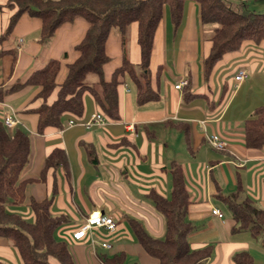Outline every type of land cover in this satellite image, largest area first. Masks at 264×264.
Returning a JSON list of instances; mask_svg holds the SVG:
<instances>
[{"label":"crops","instance_id":"0c3cea01","mask_svg":"<svg viewBox=\"0 0 264 264\" xmlns=\"http://www.w3.org/2000/svg\"><path fill=\"white\" fill-rule=\"evenodd\" d=\"M6 1L0 0V5ZM12 13L7 9L0 13V36ZM87 28L86 21L75 19L59 26L49 40L41 42L40 19L22 15L10 36L0 42V88L9 90L0 100V121L10 111L18 120L12 131H23L30 144L28 161L19 176L20 181H27L25 201L10 206L8 211L33 222L30 202L50 199V214L65 218L54 231V238L67 244L75 264H102V257L114 255L123 256L122 264L126 259L133 264H159L139 245L131 222L141 224L154 238L164 236V219L146 195L153 190L164 198L170 196L171 164L175 163L182 169L189 196L185 220L192 228L190 249L210 246L209 258L213 260L209 264H233L231 256L238 251H247L255 264H264L260 240L248 232H232L235 222L231 215L219 219L211 214L212 209L224 214L218 205L224 204L218 194L233 193L238 180L245 195L264 210V147L248 149L243 141L244 121L254 108L264 104V42H245L237 52L224 55L204 81L202 61L210 49V30L200 22L197 3L186 0L177 23L165 6L154 32L149 62L150 87L157 99L139 105L135 87L125 76L117 90L118 121L101 115L86 92L79 117L66 114L62 128L46 127L38 133L34 109L40 104L36 100L39 88L18 85L52 60L60 61L56 83L61 84L66 66L78 57L75 46ZM129 39L128 57L137 69L140 50L136 23L130 25ZM8 51L15 52V57ZM105 53L109 61L103 75L108 80L122 62L120 38L113 30L106 40ZM240 70L246 72V78L235 88L233 79L227 82L226 78ZM182 79L187 85L174 89ZM56 91L48 104L55 100ZM94 115L101 116L102 121H94ZM70 121L73 124L69 125ZM212 134L221 138L224 149L216 150L209 144ZM83 145L93 148L95 163L88 160ZM56 148L63 150L66 167L48 169L41 181L45 159ZM95 212L111 217L116 223L115 231L94 229L81 240L71 238ZM253 240L259 241V246ZM103 242L111 248L103 249ZM9 244L0 238V258L5 256L9 262L21 264L17 251ZM98 251H108L109 255ZM49 262L58 264L53 259Z\"/></svg>","mask_w":264,"mask_h":264},{"label":"trees","instance_id":"16d2710c","mask_svg":"<svg viewBox=\"0 0 264 264\" xmlns=\"http://www.w3.org/2000/svg\"><path fill=\"white\" fill-rule=\"evenodd\" d=\"M185 1L7 0L5 5H0V13L3 9L13 11L6 30L0 36V42L10 36L22 15L40 19L41 42L49 40L64 23L83 19L88 24L84 37L75 46L78 57L66 66L67 72L61 84L56 83L60 61L52 60L42 69L33 71L18 85L39 88L36 100L40 104L34 109L38 133L46 127L62 128V117L66 114L79 117L83 112L82 97L86 92L92 96L101 115L107 120L118 121L117 90L120 80L125 76L135 87L136 102L139 105L157 99L150 87L149 78L154 32L162 19L163 8L169 7L172 21L177 23ZM191 1L199 7L202 25H217L209 38V52L202 61L204 81L208 80L216 63L224 55L237 52L244 41L255 44L264 41V0H239L238 9H232L224 0ZM132 23L137 25V44L140 50L138 70L128 57L129 29ZM112 30L120 38L122 62L106 80L103 67L109 58L105 53V43ZM8 53L15 57V52ZM90 75L96 79L93 83H88ZM55 91V100L48 104V99ZM7 92L9 90L0 88V100ZM12 129L4 127L3 121H0V238L7 240L17 251L21 264H50V259L58 264H75L67 244L54 238V231L65 222V218L50 214V199L30 202L33 222L8 211L10 206H19L25 201L27 181H20L19 176L30 153L28 136L19 129L10 132ZM243 141L248 149L260 150L264 147V104L254 108L244 121ZM83 147L88 160L95 163L97 159L93 148L87 145ZM66 163L63 150H52L45 159L39 180H44L48 169L65 168ZM170 176L172 189L168 198L153 190L146 195L164 219V236L154 238L141 224L132 221L134 235L145 253L157 259L159 264H205L211 255V247L191 250L188 243L192 229L185 220L189 196L178 164H171ZM55 186L54 181V192ZM218 197L228 207L235 222L232 232H248L254 239H260L264 250V211L245 195L241 182L237 181L233 193L226 196L218 194ZM122 259V255L105 256L102 257V264H122ZM231 260L233 264H255L247 251L235 252ZM0 264L5 263L0 261Z\"/></svg>","mask_w":264,"mask_h":264},{"label":"built area","instance_id":"2783aa9c","mask_svg":"<svg viewBox=\"0 0 264 264\" xmlns=\"http://www.w3.org/2000/svg\"><path fill=\"white\" fill-rule=\"evenodd\" d=\"M246 78V72L243 70L238 71L234 77H233V82H234V87L237 88L239 85L243 82V80ZM187 85L186 80H180L177 85L174 86V89L180 90L183 87ZM94 121H99L101 122V116L99 115H94L92 117ZM3 125L4 127L11 129L14 128L18 124V120L14 118L12 113L10 111H6L4 116H3ZM69 125L73 124L72 121L68 122ZM209 144L216 150H222L224 149L225 145L221 138L217 134H212L208 138ZM211 214L213 216H216L219 219L223 218V214L220 212L218 209H212ZM104 228L107 232L112 233L116 229V223L112 220L111 217L100 214L99 212L92 213L88 216L86 219V223L74 231L71 235V238L74 240H81L83 237L86 235L87 232L94 230V229H101ZM101 247L103 249H110L111 245L103 242L101 243Z\"/></svg>","mask_w":264,"mask_h":264},{"label":"rangeland","instance_id":"374dc122","mask_svg":"<svg viewBox=\"0 0 264 264\" xmlns=\"http://www.w3.org/2000/svg\"><path fill=\"white\" fill-rule=\"evenodd\" d=\"M225 2H226V4H228L229 6H231V8L232 9H238L239 8V6H238V4L237 3H239V0H224ZM251 7V6H250ZM237 11H240V10H237ZM208 28H209V30H210V32L207 34L208 35V39L211 37V34H212V32H213V29L217 26L216 24H210V25H206ZM114 32H116L115 30H113ZM129 41H130V39H129ZM245 42H250V43H253V42H251V41H244L243 43H242V45L245 43ZM262 42H264V41H262ZM262 42H260V43H262ZM260 43H258V44H260ZM253 44H255V43H253ZM242 45L240 46V48L242 47ZM130 47V46H129ZM131 49V48H130ZM240 50V49H239ZM113 60V63L115 62V59L114 58H112ZM233 79V72L231 73V74H229L228 76H227V78H226V81L228 82L229 80L231 81ZM87 80H89V81H95L96 79H95V77L93 76V75H90V76H88V78H87ZM10 132H12V130H10ZM219 205V207H220V209H221V211H223V215H224V219H227L228 217H230V210L228 209V207L226 206V205H224V204H218ZM259 207V206H258ZM262 209V208H261ZM264 211V210H263ZM243 235H247V234H243ZM219 241H222V239L220 238V239H218ZM257 240H260V239H257ZM254 242H257L258 244H257V246H259V241H256V240H253ZM9 246H10V248H12L13 249V247L9 244ZM212 246V248H213V251H214V246L213 245H211ZM14 250V249H13ZM14 252H15V250H14ZM98 253H105V254H107V255H109V252L108 251H98ZM1 254H8V253H5V252H2ZM212 260H213V258H209L206 262H205V264H209L210 262H212ZM0 261H4L5 263H9V264H13L12 262H9L7 259H6V257L4 256L3 258H0ZM8 261V262H7ZM232 261V260H231ZM135 262H136V260H135ZM137 263V262H136ZM19 264V263H18ZM124 264H133V262H132V260L131 259H126V261L124 262ZM139 264V263H138Z\"/></svg>","mask_w":264,"mask_h":264}]
</instances>
